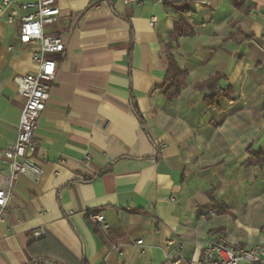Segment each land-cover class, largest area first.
<instances>
[{
  "label": "crops",
  "instance_id": "0c3cea01",
  "mask_svg": "<svg viewBox=\"0 0 264 264\" xmlns=\"http://www.w3.org/2000/svg\"><path fill=\"white\" fill-rule=\"evenodd\" d=\"M56 4L44 32L65 48L34 134L43 173L13 183L0 264H198L208 242L264 243V163L247 164L264 154V0ZM27 12L0 11V150L24 102L14 78L34 69L36 44L17 38ZM169 55L185 74L171 100Z\"/></svg>",
  "mask_w": 264,
  "mask_h": 264
},
{
  "label": "built area",
  "instance_id": "2783aa9c",
  "mask_svg": "<svg viewBox=\"0 0 264 264\" xmlns=\"http://www.w3.org/2000/svg\"><path fill=\"white\" fill-rule=\"evenodd\" d=\"M125 5L142 3L144 0H122ZM8 10L6 22L12 23L18 10L28 11L20 18L17 38L21 44H36L31 53L34 69L24 75L16 76V92L24 98L15 139L4 149L0 156L5 159L7 187L0 188V222L3 221L5 208L14 181L20 175L39 178L43 173L42 163L35 154V129L39 116L45 108L49 96V82L54 79L55 61L53 54L63 52L65 45L59 35L47 34L44 27L54 23L60 15L56 0H1V10ZM155 20L152 17V22ZM88 159V158H86ZM87 218L98 227L108 228L100 213L88 212ZM42 231L36 230L38 238ZM141 239L135 241L140 245ZM198 264H262L264 263V243L252 247L231 245L223 240L208 242L197 260Z\"/></svg>",
  "mask_w": 264,
  "mask_h": 264
},
{
  "label": "trees",
  "instance_id": "16d2710c",
  "mask_svg": "<svg viewBox=\"0 0 264 264\" xmlns=\"http://www.w3.org/2000/svg\"><path fill=\"white\" fill-rule=\"evenodd\" d=\"M236 2V0H234ZM184 26L182 23H179L174 32L172 33L173 37L178 35H184L188 33V30L183 29ZM185 74L178 68L177 63L173 59L171 55L168 56V69L165 77L164 87H165V94L168 100L173 99L176 97L180 91L183 79ZM205 101L209 104H213L215 102L214 95H210L205 97ZM134 111L135 107H134ZM137 115V111L135 112ZM249 158L247 160V164H256L261 165L264 163V154L261 153H253L250 151Z\"/></svg>",
  "mask_w": 264,
  "mask_h": 264
}]
</instances>
